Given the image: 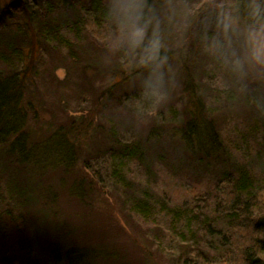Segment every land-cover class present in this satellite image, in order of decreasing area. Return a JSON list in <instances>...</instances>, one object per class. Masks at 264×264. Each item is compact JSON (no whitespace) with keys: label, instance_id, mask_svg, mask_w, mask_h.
Here are the masks:
<instances>
[{"label":"rangeland","instance_id":"rangeland-1","mask_svg":"<svg viewBox=\"0 0 264 264\" xmlns=\"http://www.w3.org/2000/svg\"><path fill=\"white\" fill-rule=\"evenodd\" d=\"M163 2L160 0V3ZM215 2L218 0H171L174 7L186 3L195 10L192 23L196 21L197 15H201L199 21L191 23L187 31L183 30L180 17H177L171 29L168 39L169 62L176 77L168 83V97L156 106L151 105L150 100L146 102L132 96L133 92L144 88L146 69L140 67L141 72L136 76V72L127 74L124 81L113 84V80H118V77L113 78L112 71L129 60L113 48V41L118 36L113 24L109 37L96 41L83 39L75 47L74 54L67 48H54L52 45L45 49V58H40V68L37 70L39 77L36 78L38 87L32 90L31 95L36 105L27 106V109L38 112L41 120L33 118V113H29L27 123L30 128L39 131L47 119L52 123L75 120L84 126L90 123V127L99 125L98 128H102L93 134L90 132L92 128H89L86 135L80 136L77 142L88 144L83 147L89 151H79L72 170L57 168L56 172L51 173L54 182L52 190L58 194V211L53 215V209H44L50 217L45 219L46 222L61 225L62 221L72 227L75 233L89 234L86 236L90 245L103 252V256L97 259L98 264H181L180 251L182 246L187 245H192L198 251L203 245V250L211 256L209 258L217 261L215 264H225L227 261L223 257L229 251L232 261L229 259L226 264H244L240 259L242 251L239 253L236 246L226 251L218 236L203 237L202 242L200 234L194 239L189 238L191 234L182 236L172 230L171 215H159L157 222H144L130 212L125 203L128 193L132 192L137 197L145 191L152 200L167 203L169 207L187 209V204L199 211L200 218H215L216 229L219 233H225L229 226L227 219L221 215L223 200L232 193H239L233 184L219 178L222 172L231 171L239 163L251 172L256 185L261 184L257 190L258 205H252L247 213L256 218L264 214V123L255 120L256 114L259 115L258 105L259 108L264 105V81L253 79L244 87L234 82L227 72L203 53L198 38L202 29L201 16L204 9L210 8ZM1 68L3 65L0 63ZM110 86L115 88L108 91ZM195 102L202 103V111L213 123L220 140L228 149L229 166L225 169V165L216 158L212 162L209 159L199 161L197 158L201 156L181 147L172 136L179 119H185L186 108ZM144 104H148L149 109L144 108ZM113 126L119 137L131 141L143 140L154 129L159 138L154 134L155 140L145 144L144 149L152 162L145 165L134 159L113 164L111 152L108 154L106 148L108 137H104V131ZM38 135L40 133L36 132L33 138ZM91 146L97 148L93 151L89 149ZM89 160L94 170L91 175L96 174L97 178L102 175L105 179L101 186H94L95 179L83 175L85 171L82 165ZM115 164L122 167L124 182L115 177L118 172ZM80 176L86 180L84 186L89 187L86 191L87 200L82 202L70 197L67 191ZM59 179H63L62 184L55 183ZM125 182H130L126 188L120 185ZM42 201H37L36 206L43 208ZM15 211L18 223L14 224L17 223L22 236L8 240L10 245L6 247L11 248L12 252L20 248L18 242L33 237L30 222L41 217L32 208L29 212L17 208ZM211 211H215L214 216ZM251 224L248 220L243 227L234 225V229L228 232L229 242L233 241L232 245L240 243L245 247L247 241L255 235L248 228ZM210 240H214L218 248H209ZM261 254L264 257V252Z\"/></svg>","mask_w":264,"mask_h":264},{"label":"trees","instance_id":"trees-1","mask_svg":"<svg viewBox=\"0 0 264 264\" xmlns=\"http://www.w3.org/2000/svg\"><path fill=\"white\" fill-rule=\"evenodd\" d=\"M107 3L108 0H0V63L3 65L0 69V264H98L97 259L100 255L103 256V252L98 247L90 245L86 236L89 235L88 233H75L72 227L62 221L61 225L51 221L46 222L45 219L48 220L50 217L44 210L53 209L51 211L53 215L58 211V204L56 206L58 194L52 190L54 182L51 173L56 172L57 168L72 170L79 151L83 153L89 151L85 148L88 144L77 142L80 136L86 135L89 128H92L90 130L92 134L102 128H98L99 125L90 127V123L84 126L75 120L67 123H52L47 119L45 125L36 131L40 135L33 138L36 132L27 123V115L33 113V118L41 117L35 110L27 109V106L36 105V100H32L34 98L31 96L32 90L36 89L40 58H45V49L48 46L64 47L74 54L75 47L83 39L96 41L109 37L113 27L106 17ZM200 15L196 16V21L192 24L199 21ZM126 67H130L128 71L124 70ZM140 67L131 59L123 66H116L111 76L118 77V80H113V84L124 81L127 74L136 72V76L141 72ZM114 88L110 86L108 91ZM35 93L36 91L33 94ZM132 96L146 102L150 100L149 103L153 105L152 99L144 96V88L133 92ZM192 96L191 91L190 97ZM198 103L195 102L193 106L186 108L185 119H179L172 136L181 147L201 156L197 158L199 161L209 159L212 162L216 158L225 165V169L229 166L228 149L220 140L213 123L202 111L204 109L202 103L199 105ZM144 108L149 109V105L144 104ZM258 110L259 115L256 114L255 120L264 123V105L262 108L258 105ZM104 134L105 138L108 137L109 144L106 148L108 154L111 152L113 164L134 159L145 165L152 162V158L147 157L144 149L145 144L155 140L154 134L157 133L154 129L150 130L141 141L122 139L117 135L115 126L104 131ZM157 137L159 138L158 134ZM96 148L89 147L93 151ZM82 166L85 171L83 175L95 179L94 186H101L100 184L105 182L102 175L98 178L96 174L91 175V171L94 170L90 160ZM114 167L118 171L115 177L124 182L122 167L118 164ZM250 173L238 163L231 171L225 170L220 174L222 176L219 180L233 184L234 189L239 193V195L232 193L223 200L224 208L221 210V215L227 219L229 226L225 233H219L216 229L215 218H200L199 211L187 204V209L169 207L167 203L152 200L145 191L139 193L137 197L133 196L132 192L128 195L124 193L125 203L129 211L144 222H157L159 215L167 214L168 217L171 215L172 230L178 231L182 236L191 234L193 237L189 235V238L194 239L200 234L201 242L203 237L218 236L226 251L234 246L238 247L239 253L242 251L240 259L244 264H264V257L261 254L264 252V214L256 218L250 216L251 213H247L252 205H258L257 190L261 188V184L256 185L257 182ZM62 180L59 179V182L55 183L62 184ZM85 181L83 176H80L79 180L74 181L71 187L67 188L68 195L76 201L87 200L86 191L89 187L84 186ZM127 183L120 185L126 188ZM243 195L247 197L242 198ZM39 200H43V208L36 206ZM217 207L219 208V205ZM15 208L28 212L32 208L41 217L30 222L33 237L18 242L20 248L12 252L11 248L6 247L10 245L8 240L22 236L16 225L18 216L15 215L17 213ZM162 209L172 213L168 214ZM214 212L211 211L212 216ZM248 220L252 223L248 228L255 235L247 241L245 247L240 243L232 245L233 241L229 242V230H233L234 225L243 227L244 222ZM208 242L209 248L211 246L215 248L214 240ZM202 250L203 245L199 247V251L192 245L182 246L180 263L215 264L217 262L209 258L211 256L206 250ZM11 252L15 254L12 255ZM229 255L231 256V251L223 257L227 262L229 259L232 261Z\"/></svg>","mask_w":264,"mask_h":264},{"label":"clouds","instance_id":"clouds-1","mask_svg":"<svg viewBox=\"0 0 264 264\" xmlns=\"http://www.w3.org/2000/svg\"><path fill=\"white\" fill-rule=\"evenodd\" d=\"M203 7V6H202ZM196 12L171 0H108L106 17L118 36L113 48L147 70L144 96L153 106L168 97L175 80L168 39L177 17L187 31ZM198 34L203 53L234 82L264 81V0H218L204 9Z\"/></svg>","mask_w":264,"mask_h":264}]
</instances>
